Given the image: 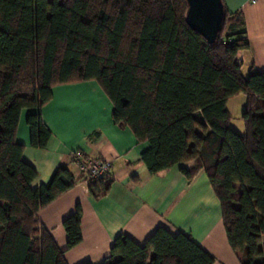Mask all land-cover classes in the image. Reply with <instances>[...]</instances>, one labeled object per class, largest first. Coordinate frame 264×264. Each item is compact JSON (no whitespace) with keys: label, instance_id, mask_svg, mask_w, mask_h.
Listing matches in <instances>:
<instances>
[{"label":"trees","instance_id":"trees-1","mask_svg":"<svg viewBox=\"0 0 264 264\" xmlns=\"http://www.w3.org/2000/svg\"><path fill=\"white\" fill-rule=\"evenodd\" d=\"M186 10V0H0V264H68L38 212L77 178L60 164L32 187L37 170L16 132L26 110L30 144L44 148L52 131L40 109L52 87L87 80L110 99L114 121L147 142L140 158L150 173L189 160L181 168L188 179L205 171L240 263L264 264V71L252 62L242 72L250 41L240 11L224 4L209 43ZM238 94L243 132L231 126L227 106ZM110 184L87 178L93 195ZM81 215L77 204L63 219L67 247L82 239ZM214 260L188 234L158 227L143 244L119 234L101 264Z\"/></svg>","mask_w":264,"mask_h":264},{"label":"crops","instance_id":"crops-1","mask_svg":"<svg viewBox=\"0 0 264 264\" xmlns=\"http://www.w3.org/2000/svg\"><path fill=\"white\" fill-rule=\"evenodd\" d=\"M224 4L244 18L250 47L241 52L242 69L253 62L264 71V0H224ZM51 91L52 97L40 109L52 131L47 145L30 144L26 110L20 115L16 139L25 145L24 160L37 170L32 187L47 182L60 164H68L77 178L72 188L38 212L68 264H101L119 234L143 244L158 227L188 234L215 257L212 264H241L228 243L220 202L204 170L188 179L181 168L190 167L189 160L150 173L140 158L147 142L138 141L128 126L114 121L112 103L95 80L59 84ZM74 149L111 161V184L105 194L89 191L87 178L71 160ZM77 204L82 210V239L67 247L63 219Z\"/></svg>","mask_w":264,"mask_h":264},{"label":"water","instance_id":"water-1","mask_svg":"<svg viewBox=\"0 0 264 264\" xmlns=\"http://www.w3.org/2000/svg\"><path fill=\"white\" fill-rule=\"evenodd\" d=\"M185 14L189 26L209 43L215 42L224 20L223 0H186Z\"/></svg>","mask_w":264,"mask_h":264},{"label":"built area","instance_id":"built-area-1","mask_svg":"<svg viewBox=\"0 0 264 264\" xmlns=\"http://www.w3.org/2000/svg\"><path fill=\"white\" fill-rule=\"evenodd\" d=\"M255 3L257 0H249ZM71 160L88 179H99L108 177L111 173V161L108 159H98L88 157L80 149H74L71 153Z\"/></svg>","mask_w":264,"mask_h":264},{"label":"rangeland","instance_id":"rangeland-1","mask_svg":"<svg viewBox=\"0 0 264 264\" xmlns=\"http://www.w3.org/2000/svg\"><path fill=\"white\" fill-rule=\"evenodd\" d=\"M242 72L244 75L247 74L246 67L243 66ZM245 103V96L238 94L229 100V108L232 113L231 126L238 132L244 131V123L241 118V112ZM264 242V239H263Z\"/></svg>","mask_w":264,"mask_h":264}]
</instances>
